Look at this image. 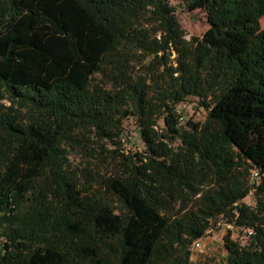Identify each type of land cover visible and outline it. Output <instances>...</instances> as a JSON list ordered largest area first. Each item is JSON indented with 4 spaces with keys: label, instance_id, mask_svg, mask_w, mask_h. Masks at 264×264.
Returning a JSON list of instances; mask_svg holds the SVG:
<instances>
[{
    "label": "trees",
    "instance_id": "obj_1",
    "mask_svg": "<svg viewBox=\"0 0 264 264\" xmlns=\"http://www.w3.org/2000/svg\"><path fill=\"white\" fill-rule=\"evenodd\" d=\"M185 2L208 25L188 40L170 0H0V264H191L219 218L250 231L223 264H264V0ZM127 118L144 149L100 183L118 210L70 149L122 146Z\"/></svg>",
    "mask_w": 264,
    "mask_h": 264
},
{
    "label": "rangeland",
    "instance_id": "obj_2",
    "mask_svg": "<svg viewBox=\"0 0 264 264\" xmlns=\"http://www.w3.org/2000/svg\"><path fill=\"white\" fill-rule=\"evenodd\" d=\"M175 6V13L177 21L184 31L185 39H190L191 36H201L207 29L205 13L194 6L188 7L186 2L181 0H170ZM149 14L141 19L145 21L146 27H151L148 23ZM261 29H264V16L259 20ZM232 51H237L232 48ZM1 93V92H0ZM2 103L9 104L7 99H2ZM181 111L183 118L181 122L187 120L201 121L204 116V110L198 106L193 98H188L181 104ZM24 112L25 110L22 109ZM124 131L122 146L117 147L111 141H98L90 133H75L82 139V146L71 148L70 159H72V166L69 169L70 175L74 177L82 191L87 194L100 193L101 197L107 201L115 209H120L116 199L109 195L107 192L102 194L100 183L102 177H105L110 171L118 165L121 160L120 157L116 158V153L111 151L123 152L124 154H134L143 151L144 147L138 137L137 127L133 119L127 118L123 121ZM125 135V136H124ZM89 139V140H86ZM90 153V154H88ZM114 156V157H113ZM85 166L86 170H82ZM88 168V170H87ZM249 182L257 183L258 180L249 176ZM243 202L248 206L254 205V190L251 189ZM224 220L219 218L216 222L211 224V227L206 230L205 234L200 237V248H194V240L187 245L189 251V262L191 264H223L226 256L224 248L223 237L229 236L230 240L238 243L239 245L247 244V233L244 230L232 228L228 230L225 228ZM173 256L183 254V246L178 244L175 246Z\"/></svg>",
    "mask_w": 264,
    "mask_h": 264
},
{
    "label": "built area",
    "instance_id": "obj_3",
    "mask_svg": "<svg viewBox=\"0 0 264 264\" xmlns=\"http://www.w3.org/2000/svg\"><path fill=\"white\" fill-rule=\"evenodd\" d=\"M257 175H258V172L257 171H252V173H251V177L252 178H255L256 179V176ZM224 225H225V228L228 229V230H231L233 228V225L230 224V223H225ZM247 234H250V231H247ZM199 240L200 239L194 240V242H193V247L194 248H200L201 245H200Z\"/></svg>",
    "mask_w": 264,
    "mask_h": 264
}]
</instances>
